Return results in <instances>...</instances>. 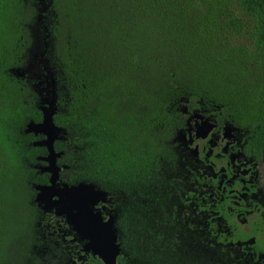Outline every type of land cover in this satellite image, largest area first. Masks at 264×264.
<instances>
[{"label":"trees","instance_id":"1","mask_svg":"<svg viewBox=\"0 0 264 264\" xmlns=\"http://www.w3.org/2000/svg\"><path fill=\"white\" fill-rule=\"evenodd\" d=\"M47 1L55 16L44 22L54 121L67 130L55 147L69 183L161 207L175 177L172 142L185 107L246 130L252 148L264 150V0ZM35 6L0 0V264H30L36 243L49 237L32 189L49 181L36 168L47 150L32 145L40 136L25 133L42 121L39 81L10 72L35 52ZM144 235L155 237L147 230L141 241ZM166 238L156 230V249L180 264V254L165 253ZM172 241L181 246L175 233Z\"/></svg>","mask_w":264,"mask_h":264},{"label":"flooded vegetation","instance_id":"2","mask_svg":"<svg viewBox=\"0 0 264 264\" xmlns=\"http://www.w3.org/2000/svg\"><path fill=\"white\" fill-rule=\"evenodd\" d=\"M53 13L51 6L44 10L43 21L55 19ZM40 69L44 80L46 71ZM57 98L56 94V114ZM205 112H183L184 127L172 142L177 168L163 193V208L150 200L146 209L145 201L94 183H69L62 174L66 167H61L57 188L85 183L105 194L92 213L104 221L114 219L120 247L117 264H173V258L156 249L159 228L170 239L164 243L165 253L180 254L182 258L176 259L180 264H264V150L252 148L246 130ZM34 185L40 184L32 185L35 198ZM39 211L49 237L36 243L30 264H104L86 251L87 241H81L63 217ZM147 230L155 237L144 235L141 241ZM174 233L180 247L172 241Z\"/></svg>","mask_w":264,"mask_h":264},{"label":"water","instance_id":"3","mask_svg":"<svg viewBox=\"0 0 264 264\" xmlns=\"http://www.w3.org/2000/svg\"><path fill=\"white\" fill-rule=\"evenodd\" d=\"M43 5L42 13L51 6V2ZM41 22V21H40ZM48 26L44 24L42 27L44 36L37 37L36 46L32 59L25 68H13L11 73L16 78L31 77L38 80L39 86L47 84L52 88L51 93L39 90V86L34 87L35 93L39 97L38 109L43 114V122H30L25 130L26 134H34L35 136H43V139L32 143L34 147H41L47 150V155L38 160L45 162L44 166L36 167L41 173L50 175L48 185H34L33 188L39 191L33 204L44 214L54 212L55 216L63 217L66 223L72 227L81 241H87L86 251L92 253L93 256L100 258L104 264H117V257L120 254L118 245L117 230L114 228V219L109 221L102 220L99 214L92 213V207L97 201L101 200L105 194L96 190L92 184L79 183L77 185L63 184V188H57V182L60 179L62 169L58 166V159L64 154L57 153L55 150L56 142L63 141L66 138L67 130L58 127L54 121L56 115V82L54 72L49 66L47 55L51 47L48 32ZM43 66L47 75L42 80L38 70ZM187 110H185L186 112ZM56 197L58 200H56Z\"/></svg>","mask_w":264,"mask_h":264},{"label":"rangeland","instance_id":"4","mask_svg":"<svg viewBox=\"0 0 264 264\" xmlns=\"http://www.w3.org/2000/svg\"><path fill=\"white\" fill-rule=\"evenodd\" d=\"M37 2H38V7L36 8V6H35V8H36V12H37V17H36V20H35V15H31L32 16V20L33 21H38V26H37V28L35 29V32H36V35H37V37H41L40 36V29H39V27L41 26V28L44 26V22H46L47 23V21H43V14H42V11L40 12V11H38V8H42V6H43V4L44 3H46L47 5H48V1L47 0H37ZM48 10V9H47ZM41 21V22H40ZM45 97V96H44ZM46 98V97H45Z\"/></svg>","mask_w":264,"mask_h":264},{"label":"bare ground","instance_id":"5","mask_svg":"<svg viewBox=\"0 0 264 264\" xmlns=\"http://www.w3.org/2000/svg\"><path fill=\"white\" fill-rule=\"evenodd\" d=\"M39 73H41V69H39L38 70V74ZM46 75H47V72H46ZM27 78L29 79V80H31V77H28L27 76ZM34 85V87H37L38 88V83H35V84H33ZM47 87H48V85H47ZM39 90H42L43 91V88H41V86H39V88H38ZM48 89H49V91H45V92H43V94H46V93H51V91H52V88L51 87H48ZM55 89H56V87H55ZM43 122V114H42V121L41 122H39V123H42ZM26 130V129H25ZM40 137H43V136H41V135H39ZM37 137V136H36ZM43 139V138H42ZM41 140V139H40ZM40 140H38V141H40ZM55 150H56V148H55ZM43 163H45V162H43ZM46 164V163H45ZM42 166H44V165H42ZM40 167V166H39ZM50 182V181H49ZM39 193V191H36V196H37V194ZM36 196H35V198H36Z\"/></svg>","mask_w":264,"mask_h":264},{"label":"clouds","instance_id":"6","mask_svg":"<svg viewBox=\"0 0 264 264\" xmlns=\"http://www.w3.org/2000/svg\"><path fill=\"white\" fill-rule=\"evenodd\" d=\"M48 59V58H47ZM185 110H187V108L185 107V109H184V112H185ZM186 112H188V110L186 111ZM56 145V144H55Z\"/></svg>","mask_w":264,"mask_h":264}]
</instances>
